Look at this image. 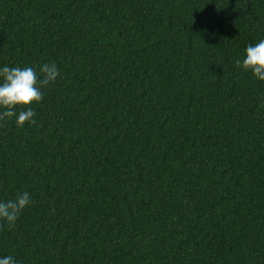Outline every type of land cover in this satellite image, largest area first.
I'll return each instance as SVG.
<instances>
[{
  "label": "trees",
  "instance_id": "trees-1",
  "mask_svg": "<svg viewBox=\"0 0 264 264\" xmlns=\"http://www.w3.org/2000/svg\"><path fill=\"white\" fill-rule=\"evenodd\" d=\"M262 39L264 0H0V68L61 74L0 120V258L264 264Z\"/></svg>",
  "mask_w": 264,
  "mask_h": 264
},
{
  "label": "clouds",
  "instance_id": "clouds-1",
  "mask_svg": "<svg viewBox=\"0 0 264 264\" xmlns=\"http://www.w3.org/2000/svg\"><path fill=\"white\" fill-rule=\"evenodd\" d=\"M246 56L236 61L237 67L250 70L255 77L264 81V39L255 45H249L245 49ZM55 64H43L39 72L32 67H9L0 68V120L16 117V125L23 127L25 122L30 125L36 124V112L27 108L18 113L14 111L16 106H27L33 102L39 103L43 99L42 89L54 83L60 76ZM32 203L30 194L25 191L18 194L14 200L0 202V220H4L9 228L14 227L15 222L23 209ZM0 264H18L12 256L0 258Z\"/></svg>",
  "mask_w": 264,
  "mask_h": 264
}]
</instances>
